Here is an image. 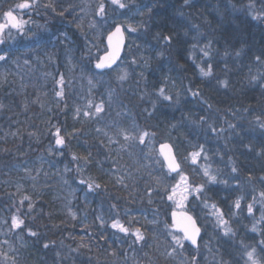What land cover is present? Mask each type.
<instances>
[{"label":"trees","instance_id":"obj_1","mask_svg":"<svg viewBox=\"0 0 264 264\" xmlns=\"http://www.w3.org/2000/svg\"><path fill=\"white\" fill-rule=\"evenodd\" d=\"M21 1L0 0V17ZM35 2L28 17L43 29L0 44V264H140L141 258V264H208L200 242L162 253L169 241L150 214L167 202L183 171L206 185L203 198L223 210L263 180L264 135L251 118L264 124V0H135L139 31H127L119 62L130 76L122 90L111 84L106 96L97 95L109 115L105 125L90 118L84 82L101 73L93 64L105 34L115 24L124 27L126 7L104 1L107 27L95 18L94 33L102 27V34L92 52L93 24L78 18L83 0ZM62 35L73 40L64 43ZM202 45L208 61L196 58ZM230 125L246 131L243 139L210 143L217 135L204 127ZM143 133L152 149L139 143ZM56 134L64 146H55ZM163 141L174 147L177 174L156 153ZM208 145L235 170L230 178L242 176L233 179L236 187L224 188L219 179L210 185L199 166L186 165ZM169 209L160 210L168 222ZM13 217L20 222L14 234L8 230ZM109 221L145 232L139 253ZM229 221L240 234L247 230L243 219ZM229 241L224 236L213 249H221L227 264H241Z\"/></svg>","mask_w":264,"mask_h":264},{"label":"rangeland","instance_id":"obj_2","mask_svg":"<svg viewBox=\"0 0 264 264\" xmlns=\"http://www.w3.org/2000/svg\"><path fill=\"white\" fill-rule=\"evenodd\" d=\"M35 1L36 0L21 1L17 3L14 8L6 11L12 12V15L15 17L16 21L20 22L19 27H13L11 23L8 22L7 18L4 15L6 12L2 14V16L0 17V25L5 26L0 28V44L5 41L9 42L11 45H14L20 39L26 40V38L33 36L39 29H43L42 26L38 23L30 22V19L28 17L30 14L34 13V11L32 10L34 8L33 4L36 3ZM104 1L105 0H83L82 2L83 9H80V12L82 11V13L78 18L83 21V26L93 24L92 27H89V34L91 36L88 39V51L96 52V50H98V47H96L97 38L102 34L101 28L107 27V20L102 13L105 6ZM106 1L115 4L118 8L126 7L128 14L125 15L123 19L125 21V23H123V28L126 33L129 32L132 34H136L139 30L135 26V16L139 15V7L134 8L135 0H117V2L115 3L113 2V0ZM21 4H27L28 6L25 8H20L19 5ZM121 5H123V7H121ZM131 5H133L134 12H132L133 9L130 8ZM95 18L98 19L99 26H102L100 27L99 33H94V31L98 32L99 29V26L96 25L97 22H94ZM56 24V26L60 25L59 23ZM62 38L64 43L73 40L71 35H62ZM198 51H202L201 57H198ZM195 54L196 58H198L199 61H208V53L205 50V46H198ZM114 68L115 70L112 74H105V72H101L96 76H87L86 82H84L85 85H88V91H86V96L84 99L86 101V105L90 106L93 110L90 114V118L94 117L95 120L99 119V122L104 125L106 123L105 121H108L109 115L102 107V105H105V103L101 102L97 98V95L99 94L100 96H106V89H108L111 84L115 89L122 90L119 89V87L122 88L123 83L130 76V72L124 64L119 63ZM56 84L58 89H63L64 80L61 79ZM98 108L99 111L97 110ZM251 124L257 127L260 133L264 135V124L261 122L260 118L257 115H255L254 118H251ZM207 128L210 129L209 132H211V135H217L216 139L211 140L210 143H215L216 141L222 140L219 141V143L220 145L224 146H226L229 141H237L239 139H243L242 134L246 132L238 129L237 127H233L232 125L226 128L220 127L217 129L207 126L204 127V130H206ZM140 137V144L143 143L144 145L146 141L145 144L147 145V147L149 149L153 148V141L151 136L145 139L143 133ZM58 139H62L63 142L58 144ZM54 140L55 146H64L65 140L63 136L56 134ZM113 142L115 144L118 143L117 141ZM238 142L239 141H237V143ZM195 153L198 155H196L194 158V153L191 154L187 159L186 165L199 166L202 174L208 179L210 185L215 183L219 179V183L224 188H229V190L237 186V184L233 180L235 178H230V176L235 175V170L232 167H227L229 166V164L226 163V160L223 161L222 157L218 153H215L213 150L211 151V147L209 145L206 147V150L202 149L201 152L199 150ZM243 177L245 179V176ZM191 178V174L187 171L181 172L171 185L172 187L166 198L167 202L159 205L160 209L154 210L150 214V217L153 218V221L150 222L159 223L160 231L165 234L169 241L167 243L169 248L167 246V250L164 251V247V249H161V252L169 254L171 251H174L175 248L181 251L183 249V243H185V239L180 234L179 230L174 227L171 222H168L160 212L161 207L170 206L171 209H169L168 211L166 210L167 215L171 210L174 209H187V211L191 212L196 217L201 228L203 230L205 229L206 234L201 238L200 246H202V249L204 248V253H201V255L204 257L205 261L208 264H227V262L224 260L225 258L222 257L223 252H221V249H213L216 240H220L224 236L229 237L231 241H229L228 243H230L231 245L234 244L235 248H237V256H239L241 264H264V233H262V230H264V178L258 183V187L252 186L251 191H247L245 192V194H237L236 201L231 202L226 210L221 209L216 203L209 201L207 197L203 198L208 195L207 192L205 193L206 185L203 186L199 183H194ZM238 178H240V180H243L242 176H237L235 180H237ZM245 188H247L246 185H244V188L242 189L245 190ZM244 196L247 199H245ZM169 197H171V199H169ZM103 202L105 204L107 203L106 201ZM237 202H239L238 205ZM112 205L114 206L115 203H112ZM250 206L251 211H249ZM150 211H152V209H150ZM237 218L243 219V225L247 226V230H242V234H240V230L231 228L230 225L229 220L233 219L234 221ZM17 219L18 218L13 217L11 222H9L8 230L13 234L18 231L20 225V222ZM101 219L102 218L99 215L98 220L101 221ZM112 223L110 226H112L115 230H117L118 233L122 234L126 239H128L131 245H134L139 253L146 239L145 232L138 229L137 227L130 226L128 224L116 222ZM242 229H244V227H242ZM251 237L254 240L252 244H249L248 242L251 241L249 240V238ZM244 240H246V243ZM196 253L200 254V252ZM249 253H252L251 258L249 257ZM141 260L142 258L137 262L141 264ZM234 261L239 264L236 259Z\"/></svg>","mask_w":264,"mask_h":264},{"label":"water","instance_id":"obj_3","mask_svg":"<svg viewBox=\"0 0 264 264\" xmlns=\"http://www.w3.org/2000/svg\"><path fill=\"white\" fill-rule=\"evenodd\" d=\"M119 29V32H117ZM126 33L121 24H115L104 36L105 50L99 55L93 68L97 72H103L114 68L121 59L126 46ZM103 64V67H97ZM157 152L170 174L179 172L181 166L176 156L173 145L169 141L160 142ZM171 224L176 227L180 234L184 237L186 243L197 248L201 239L202 230L195 216L187 210L175 209L168 214ZM193 239L195 242H193Z\"/></svg>","mask_w":264,"mask_h":264},{"label":"snow or ice","instance_id":"obj_4","mask_svg":"<svg viewBox=\"0 0 264 264\" xmlns=\"http://www.w3.org/2000/svg\"><path fill=\"white\" fill-rule=\"evenodd\" d=\"M113 2L115 3V2H117V0H113ZM28 5L27 4H21V5H19V7L20 8H25V7H27ZM121 7H123V5H121ZM5 17L7 18V20H8V22L9 23H11V25L13 26V27H19V24H20V22H17L16 21V19H15V17L12 15V12L11 11H9V12H6L5 14ZM5 25H0V28H2V27H4ZM117 32H119V29H117ZM104 65L103 64H98L97 65V67H103ZM205 74H207V73H205ZM98 111H99V108L97 109ZM63 141H62V139H58L57 140V143L58 144H60V143H62ZM196 155H198V154H196V153H194L193 154V157L195 158V156ZM207 174V173H206ZM183 179V178H182ZM169 199H171V197H169ZM239 204V202H237V205ZM249 211H251V206L249 207ZM114 226H117V225H114ZM123 230V229H122ZM193 242H195L194 241V239H193ZM251 255H252V253H249V257L251 258Z\"/></svg>","mask_w":264,"mask_h":264}]
</instances>
